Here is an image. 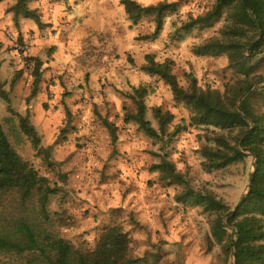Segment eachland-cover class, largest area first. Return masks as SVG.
<instances>
[{
  "label": "rangeland",
  "instance_id": "rangeland-1",
  "mask_svg": "<svg viewBox=\"0 0 264 264\" xmlns=\"http://www.w3.org/2000/svg\"><path fill=\"white\" fill-rule=\"evenodd\" d=\"M121 1H32L41 28L24 17L14 20L9 10L17 0L0 4V124L19 155L56 188L49 206L59 214L54 230L76 247H94L105 227L120 224L140 264H233L212 235L213 216L178 202L184 186L168 183L152 167L166 158L192 189L233 208L247 193L254 158L210 171L203 149L213 145L214 129L189 127V108L176 103L158 77L142 71L146 55H154L157 62H172L184 88H191L193 78L200 89L224 93L238 79L227 54L197 55L194 49L222 38L227 23L182 32V24L205 14L215 0H135L143 6L178 4L166 14L159 37L144 41L154 22L133 25ZM33 58L43 66L38 93L30 98ZM256 66L255 87L263 92L264 61ZM139 86L148 89L147 119L155 128V107L174 114L169 131L186 121L171 141L124 122V106L133 110L127 94ZM252 103L264 111L261 97ZM18 115L29 117L50 159L21 132ZM103 119L117 126L115 147Z\"/></svg>",
  "mask_w": 264,
  "mask_h": 264
},
{
  "label": "trees",
  "instance_id": "trees-1",
  "mask_svg": "<svg viewBox=\"0 0 264 264\" xmlns=\"http://www.w3.org/2000/svg\"><path fill=\"white\" fill-rule=\"evenodd\" d=\"M4 1L0 0V4ZM32 1L37 0H17L9 11L16 22L24 17L41 28L40 15L29 6ZM121 4L133 25L147 18L154 22V31L143 36L141 40L144 41L156 40L163 30L166 14L178 7L177 3L168 2L143 6L135 0H122ZM223 19L227 25L222 38L196 47L194 53L227 54L229 66L238 79L226 85L224 93L200 89L193 78L191 88H184L173 73L172 62H157L154 55H146L142 71L158 77L169 86L174 101L189 108V127L214 129L211 131L213 145L203 149L205 166L210 171L225 169L248 157L255 159L250 188L231 208L213 194L192 189L166 158L152 170L159 172L168 183L184 186L178 202L202 208L213 216L212 235L224 254L233 258V264H264V111L252 103L255 97L264 101V91L255 87L260 81L253 79L259 67L256 64L264 61V0H215L210 10L182 24L180 31L211 28ZM33 61L30 98L38 93L43 66L41 60L33 58ZM2 86L0 81V94L3 95ZM147 95L145 86L133 88L132 93L127 94L134 111L124 106V122H135L150 138L166 137L171 141L182 131L186 121L169 131L174 114L155 107L152 111L158 125L155 128L147 119ZM18 117L20 130L30 139L35 151L50 159V149L42 148V137L29 117ZM102 123L115 147L117 126L106 119ZM56 191L48 178L19 155L0 124V264H140V260L132 256L130 238L120 224L105 227L94 247L87 244L76 247L60 237L54 230V217L59 214L49 207Z\"/></svg>",
  "mask_w": 264,
  "mask_h": 264
},
{
  "label": "water",
  "instance_id": "water-1",
  "mask_svg": "<svg viewBox=\"0 0 264 264\" xmlns=\"http://www.w3.org/2000/svg\"><path fill=\"white\" fill-rule=\"evenodd\" d=\"M254 162H255V159H254V161H253V167H254V170H255V163H254ZM254 170H253V172H254ZM253 172H252V174H251V178H252V176H253ZM251 178H250V179H251ZM249 188H250V182H249V185H248V190H249ZM248 190H247V192H248ZM246 194H247V193H246ZM246 194H245V195H246ZM245 195H243V196L241 197V200L243 199V197H244Z\"/></svg>",
  "mask_w": 264,
  "mask_h": 264
},
{
  "label": "crops",
  "instance_id": "crops-1",
  "mask_svg": "<svg viewBox=\"0 0 264 264\" xmlns=\"http://www.w3.org/2000/svg\"><path fill=\"white\" fill-rule=\"evenodd\" d=\"M125 14H126V13H125ZM60 50H61V49H60V47H59V48L57 49V51H56V52H57L56 55H55L56 58H57V57H58V58L60 57V55H61V51H60Z\"/></svg>",
  "mask_w": 264,
  "mask_h": 264
}]
</instances>
